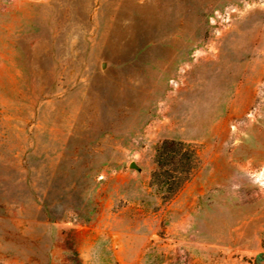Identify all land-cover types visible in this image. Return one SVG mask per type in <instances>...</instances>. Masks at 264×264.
Returning a JSON list of instances; mask_svg holds the SVG:
<instances>
[{
    "label": "rangeland",
    "instance_id": "rangeland-1",
    "mask_svg": "<svg viewBox=\"0 0 264 264\" xmlns=\"http://www.w3.org/2000/svg\"><path fill=\"white\" fill-rule=\"evenodd\" d=\"M0 264H264V0H0Z\"/></svg>",
    "mask_w": 264,
    "mask_h": 264
},
{
    "label": "trees",
    "instance_id": "trees-1",
    "mask_svg": "<svg viewBox=\"0 0 264 264\" xmlns=\"http://www.w3.org/2000/svg\"><path fill=\"white\" fill-rule=\"evenodd\" d=\"M157 168L152 171L153 184L172 195L196 167V152L181 140L164 139L157 147Z\"/></svg>",
    "mask_w": 264,
    "mask_h": 264
},
{
    "label": "water",
    "instance_id": "water-1",
    "mask_svg": "<svg viewBox=\"0 0 264 264\" xmlns=\"http://www.w3.org/2000/svg\"><path fill=\"white\" fill-rule=\"evenodd\" d=\"M130 167L139 170V167L135 164V162H131V163H130Z\"/></svg>",
    "mask_w": 264,
    "mask_h": 264
}]
</instances>
